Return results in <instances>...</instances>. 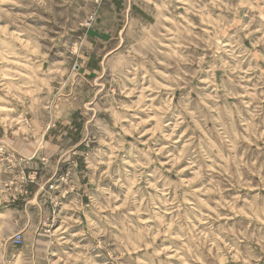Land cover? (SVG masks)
Returning a JSON list of instances; mask_svg holds the SVG:
<instances>
[{
    "label": "rangeland",
    "instance_id": "obj_1",
    "mask_svg": "<svg viewBox=\"0 0 264 264\" xmlns=\"http://www.w3.org/2000/svg\"><path fill=\"white\" fill-rule=\"evenodd\" d=\"M0 264H264V0H0Z\"/></svg>",
    "mask_w": 264,
    "mask_h": 264
},
{
    "label": "built area",
    "instance_id": "obj_2",
    "mask_svg": "<svg viewBox=\"0 0 264 264\" xmlns=\"http://www.w3.org/2000/svg\"><path fill=\"white\" fill-rule=\"evenodd\" d=\"M15 240H16V242H19V241H20V239H19V238L15 239Z\"/></svg>",
    "mask_w": 264,
    "mask_h": 264
},
{
    "label": "bare ground",
    "instance_id": "obj_3",
    "mask_svg": "<svg viewBox=\"0 0 264 264\" xmlns=\"http://www.w3.org/2000/svg\"><path fill=\"white\" fill-rule=\"evenodd\" d=\"M178 39V38H177ZM176 40V39H175ZM178 41V40H177ZM230 42V41H229ZM172 44V43H171ZM173 45V44H172ZM223 46V45H222ZM233 53V52H232ZM5 79V78H4ZM147 88V87H146ZM143 143V142H142Z\"/></svg>",
    "mask_w": 264,
    "mask_h": 264
}]
</instances>
